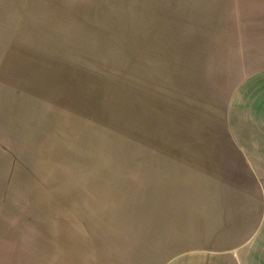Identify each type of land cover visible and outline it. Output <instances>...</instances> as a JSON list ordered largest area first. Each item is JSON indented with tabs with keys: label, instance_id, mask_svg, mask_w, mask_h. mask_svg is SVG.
<instances>
[{
	"label": "rangeland",
	"instance_id": "1",
	"mask_svg": "<svg viewBox=\"0 0 264 264\" xmlns=\"http://www.w3.org/2000/svg\"><path fill=\"white\" fill-rule=\"evenodd\" d=\"M20 52L13 65H27L6 63ZM0 67V92H9L0 124L36 118V136L67 139L36 165V184L74 210L72 264H147L142 254L153 264H264V0H0ZM118 91L136 98L137 112L151 108L145 125L107 115ZM33 97L40 117H26ZM72 118L81 121L71 131ZM97 129L137 150L117 167L93 158L82 174L80 158L67 159ZM189 173L204 179L220 215L182 204L196 191ZM119 196L126 210L136 203L137 227L112 212ZM229 201L240 203L232 214Z\"/></svg>",
	"mask_w": 264,
	"mask_h": 264
},
{
	"label": "crops",
	"instance_id": "2",
	"mask_svg": "<svg viewBox=\"0 0 264 264\" xmlns=\"http://www.w3.org/2000/svg\"><path fill=\"white\" fill-rule=\"evenodd\" d=\"M0 94V100L3 101V96L9 95V92L1 90ZM22 114L24 117L25 110ZM30 114L26 117H36ZM9 118L7 115V121L0 124V264H72V247L79 245L80 241L72 232L74 210L67 202L54 200L36 184L39 182L36 180V165L40 167L42 159L49 160L57 156L52 151L64 147V142L40 133V136H36V118L29 121L31 126L20 122L16 126ZM9 126L16 127L11 129ZM27 127L28 130L25 129ZM36 141L49 148L47 151L43 149L45 154L36 150ZM58 141L59 145L55 143ZM71 153L67 160L77 164L72 160L77 155L80 158L82 154ZM80 160L82 164L79 163L81 165L77 167L89 162L87 157ZM118 199L127 203L125 198L119 196ZM181 202L185 205L184 200ZM186 204L190 207L189 203ZM115 214L122 221L121 215ZM124 223L131 227V219ZM180 237L176 235V240L183 244V238Z\"/></svg>",
	"mask_w": 264,
	"mask_h": 264
},
{
	"label": "bare ground",
	"instance_id": "3",
	"mask_svg": "<svg viewBox=\"0 0 264 264\" xmlns=\"http://www.w3.org/2000/svg\"><path fill=\"white\" fill-rule=\"evenodd\" d=\"M24 28V25L22 26ZM2 41V39H1ZM195 42L200 44V46L202 47L204 44H206L207 42L204 40V37L202 35H199L197 37V39L195 38ZM18 43V42H17ZM17 45V44H16ZM19 47H24V45L22 46V43H19L18 45ZM22 50V49H21ZM13 62H6L9 63L11 66H19L21 64H25L27 65L26 62H18L15 63L13 65V63L16 60H21L23 58V54L22 52H20L18 55H13ZM20 58V59H19ZM7 60V59H6ZM5 63V64H6ZM30 63V62H28ZM104 63H97L95 66L99 67V68H104ZM1 68V67H0ZM12 75V74H11ZM38 76H40V73H37ZM29 76L31 78H36V71H32L31 74H29ZM88 76V75H87ZM50 78L47 75L42 76L41 78ZM89 77V76H88ZM91 78V77H90ZM135 81L137 79V74L135 73ZM54 91V89H53ZM120 91V90H119ZM119 91L113 96L112 99V108L107 112V115L110 116L113 119H117V120H121L124 123L127 124H132V125H136L137 122H142L143 125H145L144 122V118L146 115L150 114L151 108L149 110H147V107H145L146 110H141L139 112H137V106H136V98L134 97L133 99V103H129L128 101H126V99L122 101L120 96H123V94H121V92L119 93ZM7 93V92H6ZM106 94V93H105ZM130 96V95H129ZM4 97V96H3ZM7 97V96H6ZM9 99V98H8ZM26 107H27V111L31 112V115H36V117H40L41 116V110L43 108H40V104H35L32 99H28L26 98ZM3 104V102H2ZM133 104V105H132ZM104 105V104H103ZM102 106V105H101ZM248 112V111H247ZM250 112V111H249ZM253 116V115H252ZM250 117V116H249ZM49 120V118H47ZM252 119V117L250 118ZM71 122V131L74 130L77 126H80V119H73L72 118ZM245 120H249V118H247V116H245ZM51 121V120H50ZM251 121V120H250ZM146 126L150 127L152 130H155L157 127H153L154 124H147ZM144 126V127H146ZM76 130V129H75ZM46 131V130H45ZM150 131V130H149ZM167 131V130H166ZM177 131V130H176ZM74 132V131H73ZM40 133V132H39ZM41 135V134H40ZM43 136V135H42ZM46 136V134H45ZM48 136V135H47ZM50 137H54L56 139H61L62 141H66V138H61L58 134H54V135H49ZM73 136V135H72ZM59 142H55L57 145H59ZM81 149V150H80ZM136 148L132 145H129L128 143L124 142L123 140L119 141V140H113L112 136L109 135L108 133L104 132V131H100V130H96V132L91 133L89 131H86L82 136H81V141H80V145L79 147H77L73 152V154L77 155V154H82V156L80 158H84L87 157V160H91V157L95 158L96 160H100V161H105V163H112V166H119L117 163H115V161H118L120 158H128V156H130V154L135 150ZM137 150V149H136ZM100 154V156H99ZM78 156V155H77ZM95 159H92V161L95 163L97 162ZM151 160V158H149ZM113 166V167H114ZM79 168V167H77ZM80 168H85V171H82V174H84L87 170V165L80 167ZM79 168V169H80ZM81 169V170H83ZM136 170V169H135ZM111 171V169H110ZM149 171H146L145 176L149 179L152 180V173L147 174ZM89 174V173H88ZM174 174V178L175 180H177L178 182L181 180H184V177L182 176V174L179 173L178 170H175ZM87 175V174H86ZM85 175V176H86ZM164 174H161V176H163ZM181 175V176H180ZM87 178V177H85ZM188 178H190V180L192 181V183L194 184V186L196 187V191L188 196V197H180V199L186 201L187 203H189L190 207L193 208H199L202 207L206 210H208L209 212L216 214V215H220L221 214V206L220 203L217 199L214 198V196L212 195L213 193H210V189L208 187V185L206 184V182L204 181L203 178L200 177L199 174H194V173H189ZM35 189V188H34ZM207 189V190H206ZM113 190V189H112ZM117 191V190H115ZM113 191V192H115ZM125 191V190H124ZM133 190L127 189V194H129V192ZM84 192V191H83ZM131 192V193H132ZM101 196H112L110 194H108L107 190L104 188L103 191L100 192ZM33 194V193H32ZM133 196V195H132ZM232 197V196H231ZM86 198V197H85ZM110 198V197H109ZM109 203L111 204V210L113 213L117 212L121 215L122 217V221L124 222H128V219H131V227L135 228L137 227L138 223L140 222V219L138 218V215L136 212H134V208H136V203H134L135 205H133V208L131 209H125L126 204L123 203V200H119L118 198L115 197H111L109 200ZM145 203V202H144ZM143 203V204H144ZM87 204V203H86ZM140 205L139 208L140 210L144 207V205ZM234 203L230 202L228 203V210L230 212V214L234 213V206L232 205ZM240 205V203H238ZM82 205V204H81ZM235 206L239 207V205L234 204ZM6 206V205H5ZM240 208V207H239ZM93 211V210H92ZM91 211V212H92ZM95 212V211H94ZM93 213V212H92ZM91 213V214H92ZM184 214V213H183ZM93 215V214H92ZM84 216V215H83ZM92 218V217H91ZM125 218V219H124ZM239 218V217H238ZM237 218L238 223L240 224L241 221ZM8 219V218H7ZM93 219V218H92ZM171 219V218H169ZM167 220V219H166ZM95 222V221H94ZM97 223V222H96ZM167 223V222H166ZM170 223V222H169ZM171 224V223H170ZM128 225V224H127ZM87 227V226H86ZM114 227L116 228L115 230L121 234L125 240H127V245H129L130 247H133L135 249V252L137 251V248L133 242V238L130 236L129 231L126 232L125 230L123 231L119 225H114ZM124 229V228H123ZM88 230V229H87ZM187 235V234H186ZM185 235V237H186ZM184 236V235H183ZM37 237V236H36ZM118 238V237H117ZM182 238V237H181ZM110 241L113 242L114 245H116L118 242L112 238L110 236ZM37 244V243H36ZM48 245V244H47ZM95 247V246H94ZM97 248V247H96ZM116 249L118 251H120V248L116 247ZM138 255H140V252L138 253ZM146 255V254H145ZM142 258L143 260H145V263H149V264H153L152 262V258H150L151 260H148L147 257H144V254H142ZM189 258V257H188ZM183 260V259H182ZM34 264V263H33Z\"/></svg>",
	"mask_w": 264,
	"mask_h": 264
}]
</instances>
